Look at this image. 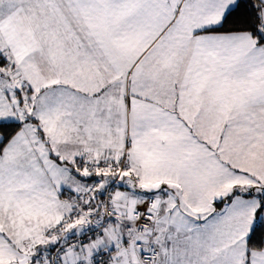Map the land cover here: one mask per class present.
<instances>
[{"label":"snow or ice","instance_id":"obj_1","mask_svg":"<svg viewBox=\"0 0 264 264\" xmlns=\"http://www.w3.org/2000/svg\"><path fill=\"white\" fill-rule=\"evenodd\" d=\"M0 264H264V0H0Z\"/></svg>","mask_w":264,"mask_h":264}]
</instances>
